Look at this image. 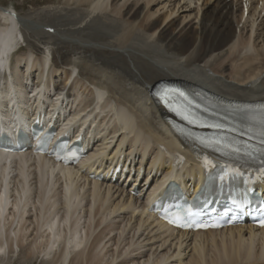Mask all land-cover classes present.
Instances as JSON below:
<instances>
[{
	"label": "bare ground",
	"instance_id": "obj_1",
	"mask_svg": "<svg viewBox=\"0 0 264 264\" xmlns=\"http://www.w3.org/2000/svg\"><path fill=\"white\" fill-rule=\"evenodd\" d=\"M62 1L24 15L13 9L16 16L0 7V65L8 66L6 81L0 83V125L16 118L26 128L32 113L51 122L55 112L63 113V119L54 121L65 126L60 134L76 132L70 140L82 134L88 151L78 165L65 166L33 150H0V255L10 260L19 250L27 260L45 255L53 264H94L108 233H98L90 245L88 241L104 213L125 215V229L133 233L129 257L151 250L145 264H169L174 258L178 264H206L199 258L204 256L201 239L235 231L244 238L240 243L248 244L244 261L240 263L239 248L220 253L218 259L224 255L223 264H264V228L178 231L149 211L169 182L191 190L203 178L190 146L169 129L168 113L150 95L151 87L160 80H177L225 100L264 101V66L241 72L264 57V31L252 39L259 52L247 55L249 46L234 78L226 74L228 68L216 66L239 52L243 36L237 35L238 26L245 21V33L249 23L258 21L264 0H203L197 7L201 0H182V5L181 0H153L149 5L145 0ZM157 3H162L159 11L151 12L148 7ZM116 168L128 176L114 181ZM80 209L89 214L88 227L80 224V215L76 218ZM137 234L144 240L133 243ZM123 255L113 254L110 264L134 261Z\"/></svg>",
	"mask_w": 264,
	"mask_h": 264
},
{
	"label": "rangeland",
	"instance_id": "obj_2",
	"mask_svg": "<svg viewBox=\"0 0 264 264\" xmlns=\"http://www.w3.org/2000/svg\"><path fill=\"white\" fill-rule=\"evenodd\" d=\"M56 1H58V0H0V7H5V8H8V9H16L17 10V12L18 13H20V14H22V15H24V14H27V13H29L30 11H33V10H36V9H39V8H41V7H45V6H51V5H54V4H62L63 3V1L62 0H59V1H61L60 3L59 2H57L56 3ZM154 1H156V0H154ZM153 0H145V5H149V3H151V2H154ZM182 1V0H181ZM233 1V0H232ZM171 3L170 4H176V2H178V1H175V0H171L170 1ZM50 3V4H49ZM46 4V5H45ZM162 3H157V4H155V5H153V6H150V7H148L149 9H150V11L151 12H154V11H156V9L158 8V11H159V6L161 5ZM183 4V1H182V3L180 4V5H182ZM200 5V6H203V0H201V3L200 2H198V3H195L194 4V6L195 7H197V5ZM202 4V5H201ZM173 6V5H172ZM172 6H170V7H172ZM35 7V8H34ZM154 7V8H153ZM169 7V8H170ZM32 8V9H31ZM242 8H243V6H241L240 4H239V9H238V11H237V13H238V16H239V14L240 13H242L241 11H242ZM192 12H197V10L196 9H194V10H192ZM176 13H178V11L176 10ZM261 13V17L258 19V21H255V22H251V23H249L250 25L248 26V29L246 30V32L244 33V27L242 26L243 24H247L245 21H243V22H241L240 23V26H238V32H237V35H242L243 36V38H244V40H243V38H241L242 39V42H241V40H240V45H239V47H238V53H233L229 58H228V60H226V61H224L225 62V64L223 63V61L221 62L220 60L216 63V66L218 67V69L220 70V71H225L227 68H228V70L226 71V74L227 75H229V77H231V78H234L235 77V75L234 74H236L237 73V70H238V66L240 65V62L241 63H243L244 62V60L242 59V58H245L247 55H256L258 52H259V50H258V48L257 47H255V46H258V43H256L255 45H254V43H255V41H253V40H258V34H257V32L258 33H261V31H264V10L263 11H260L259 10V14ZM195 16V15H194ZM194 21L193 22H195L196 20H197V18H195V19H193ZM260 21V22H259ZM163 22V21H162ZM238 22V21H237ZM237 22H236V28H237ZM0 23H1V16H0ZM255 23H256V26H255ZM259 24V25H258ZM254 25V26H253ZM263 25V26H262ZM251 26H253V29L254 30H256V32L255 33H250V31L252 32V29H251ZM250 27V28H249ZM262 27V28H261ZM54 28V27H53ZM242 28V29H241ZM55 29V28H54ZM240 29V30H239ZM55 33H56V31H55ZM54 33V34H55ZM256 34V35H255ZM253 36V37H252ZM241 37V36H240ZM249 38H251V39H249ZM253 39V40H252ZM251 42V44L249 45V42ZM244 42V44L242 45V43ZM262 43L264 42L263 40L261 41ZM242 45V46H241ZM248 46V47H247ZM249 46H250V49H251V53H249V54H247L246 53V51L249 49ZM255 48V49H254ZM25 51V46H23L22 47V51ZM256 51H258V52H256ZM254 52V53H253ZM247 54V55H246ZM241 55V56H240ZM262 59H263V61H262ZM258 60V61H257ZM233 61V62H232ZM260 61H261V63H260ZM232 62V63H231ZM239 62V63H238ZM223 63V64H222ZM264 66V57H260L259 59H256V60H253V61H251V62H249V64L247 65V66H245V67H243L242 68V74H244L245 73V71L247 70L248 71V69L250 68V67H256L257 69H260V68H262ZM230 70H231V72H230ZM235 72V73H234ZM55 79H57V77L55 78ZM150 160V159H149ZM145 179V178H144ZM34 185H35V183H33ZM58 185L59 184H57V186L56 187H58ZM55 190H56V188H55ZM35 190L33 189L32 190V193L34 192ZM35 194V193H34ZM34 194H33V196H34ZM35 199H37V197H35ZM84 204H86V202L84 203ZM79 211H81L82 213H80V212H77V214H76V218H78L77 216L78 215H80L81 217H82V219H81V221H80V224L82 225V226H86V227H88L87 225L89 224V220H90V218H89V214L87 215V216H84L83 214H87V213H84L83 212V209H80ZM61 214H63V209H62V211H61ZM113 215V214H112ZM112 215H111V217H110V215L109 214H102V217L104 216L105 217V219H104V221L102 222L103 223V225H102V223H101V225L98 227V229L97 230H95V232L93 233V235L90 237V239H89V241H88V243H89V245L93 242V240H94V238H95V236L98 234V233H103V235H106L107 233V237H106V239H104L103 240V243H102V245H101V247L99 248V251H98V255L97 256H95V257H97L98 258V260L96 259V262L94 263V264H110V262H111V260H112V256H113V254H118V253H121V252H124V255H126V256H128V257H126V256H124L123 255V258L124 257H126L124 260H131V259H134V261H136V262H134L133 260V262L131 263V264H145L146 262L145 261H147V259H148V257H149V254H150V252H152L151 250L149 251V252H147L146 253V255L145 256H142V257H136V258H132V257H129V256H131V254L129 253V252H131V250L134 248V246H133V244L132 245H130L131 244V236L133 235V233L132 232H130L129 233V229L127 228V229H125V226H126V221H127V218L123 221V218H122V216H125L124 214L123 215H121V216H117V215H113V217H112ZM84 216V217H83ZM129 216V213H126V217H128ZM107 217H108V220H107ZM114 217H115V220H113L114 219ZM32 218H33V216H32ZM89 219V220H88ZM110 219H112V221L110 220ZM117 219V220H116ZM120 220H122L121 222H120ZM86 221V222H85ZM111 221V222H110ZM116 222V221H118L117 223H115V225H116V227H114L113 225H114V223H112V222ZM123 222L125 223V224H123ZM107 224V225H106ZM110 226H109V225ZM112 224V225H111ZM122 224V225H121ZM105 225V226H104ZM125 225V226H124ZM104 226V227H103ZM85 227V228H86ZM118 229V230H116V229ZM103 229V230H102ZM104 229L106 230V231H104ZM110 229H112V230H110ZM120 229H122L121 231H119ZM125 229V230H124ZM109 230V231H108ZM103 231V232H102ZM124 231V232H123ZM110 232V233H109ZM121 232H123L124 233V235H123V233L121 234ZM134 232V231H133ZM127 235H126V234ZM139 234H140V232H139ZM139 234H137L136 235V237H135V239H134V241H133V243H135V242H142V240H144V235L143 236H141L140 238H139ZM229 233H227V234H223V235H225V237L223 238L222 236H210V237H212V238H210L209 236H205L206 238H204V240H203V238L201 239V241H202V243H204L203 244V248H202V251L204 252L203 253V257H204V259H203V257H199L200 259H202L203 261H205V263L206 264H216V263H214V262H217L218 261V263L217 264H223L224 263V260L222 259V257L224 256V255H222V256H220V258L218 259V255L220 254V253H225V252H227V251H230L231 249H237V248H239V250L238 251H241V254H240V263H242L243 261H244V259H243V254L245 253V248L248 246V244L245 242V245H242L243 243H244V241L242 240V239H244V238H240V235H239V233L238 232H232V236L229 234V236H228V238L230 239H228L227 238V235H228ZM123 235V236H122ZM125 235H126V241L123 239V238H125ZM119 236H122L121 238L119 237ZM236 236V237H235ZM217 237V238H216ZM219 237H220V239H219ZM234 237V238H233ZM237 237H239V239H235V238H237ZM139 240H138V239ZM222 238V239H221ZM111 239V241H109ZM206 239H207V241H206ZM215 239V240H214ZM130 240V241H129ZM217 240H218V242H217ZM219 240H220V242H219ZM238 240H240V241H238ZM105 241V242H104ZM212 243H210V242ZM225 241V242H224ZM241 241H243V243H240ZM120 242H121V244H120ZM214 242V243H213ZM104 243H106L107 244V246H106V248L103 250V251H101V249H102V247H103V245H104ZM223 243V244H222ZM209 244V245H208ZM222 244V245H221ZM240 244H241V246H240ZM88 245V246H89ZM122 245V246H121ZM126 245V246H125ZM130 246V247H132V248H130V247H128V246ZM207 245V246H206ZM124 246V247H123ZM222 246H223V248H222ZM211 247H212V249H211ZM216 247V248H215ZM121 248V249H120ZM124 248H125V250H126V252H125V250H124ZM209 248V249H208ZM244 251H243V250ZM121 250V251H120ZM124 250V251H123ZM212 252H211V251ZM159 251V250H158ZM160 251H162V250H160ZM94 252H97V250H95ZM187 252H188V250H187ZM209 252H211V253H209ZM192 254V256H193V251L191 252ZM24 254H25V251L24 252H20L19 250H17L16 251V253L15 254H13L12 256H11V259L10 260H8V258H5V257H3V256H1L0 255V264H53V262L51 261V256H45V255H40V256H37V257H33V258H30V259H25L24 258ZM160 254H161V252H160ZM159 254V255H160ZM157 255V254H156ZM156 255H155V257H156ZM187 255H189V254H187ZM197 256V255H196ZM198 257V256H197ZM121 258V257H120ZM119 258V259H120ZM142 258V259H141ZM188 258L189 257H186L185 259H184V261L186 260H188ZM156 259V258H155ZM210 259V260H209ZM25 260V261H24ZM27 260V261H26ZM178 261V259H171V260H169L168 261V263L169 264H178L179 262H177ZM185 261V262H186ZM210 261V262H209ZM213 262V263H212ZM153 262L151 261L150 262V264H152ZM122 264H125V263H122Z\"/></svg>",
	"mask_w": 264,
	"mask_h": 264
},
{
	"label": "snow or ice",
	"instance_id": "obj_3",
	"mask_svg": "<svg viewBox=\"0 0 264 264\" xmlns=\"http://www.w3.org/2000/svg\"><path fill=\"white\" fill-rule=\"evenodd\" d=\"M262 144H264V141H261ZM207 162V161H206ZM261 225H264V219L260 221ZM202 227H206V225H201Z\"/></svg>",
	"mask_w": 264,
	"mask_h": 264
}]
</instances>
